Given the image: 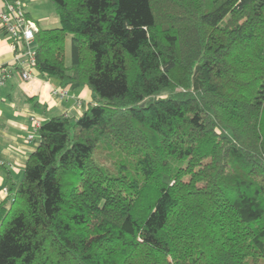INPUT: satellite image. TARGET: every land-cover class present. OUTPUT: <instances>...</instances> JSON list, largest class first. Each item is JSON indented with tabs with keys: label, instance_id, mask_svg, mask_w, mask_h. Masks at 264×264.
Segmentation results:
<instances>
[{
	"label": "trees",
	"instance_id": "1",
	"mask_svg": "<svg viewBox=\"0 0 264 264\" xmlns=\"http://www.w3.org/2000/svg\"><path fill=\"white\" fill-rule=\"evenodd\" d=\"M51 2L35 69L94 100L39 128L0 264H264V0Z\"/></svg>",
	"mask_w": 264,
	"mask_h": 264
},
{
	"label": "crops",
	"instance_id": "2",
	"mask_svg": "<svg viewBox=\"0 0 264 264\" xmlns=\"http://www.w3.org/2000/svg\"><path fill=\"white\" fill-rule=\"evenodd\" d=\"M2 0H0L1 3ZM28 18L39 28L60 25L55 6L44 13L39 5L47 0H21ZM51 1V0H50ZM0 66L13 70V74L0 85V203L9 195L13 182L16 186L23 179L30 154L40 142V135L30 139L31 117L41 122L53 116L65 114L78 117L93 102V91L86 83H65L54 77L40 74L34 69V77L23 80L16 66L11 38L0 27ZM67 90V95L61 90ZM8 187V192L4 191Z\"/></svg>",
	"mask_w": 264,
	"mask_h": 264
},
{
	"label": "built area",
	"instance_id": "3",
	"mask_svg": "<svg viewBox=\"0 0 264 264\" xmlns=\"http://www.w3.org/2000/svg\"><path fill=\"white\" fill-rule=\"evenodd\" d=\"M0 27L6 30L11 38V46L15 52L16 66L23 80H30L34 77L36 66L37 47L35 45V35L39 31L38 24L27 17L21 0H2L0 3ZM13 70L0 66V85L11 77ZM61 93L67 95V90L62 89ZM33 130L28 134L30 139L40 135L39 128L41 120L31 117ZM8 192V187H4Z\"/></svg>",
	"mask_w": 264,
	"mask_h": 264
},
{
	"label": "rangeland",
	"instance_id": "4",
	"mask_svg": "<svg viewBox=\"0 0 264 264\" xmlns=\"http://www.w3.org/2000/svg\"><path fill=\"white\" fill-rule=\"evenodd\" d=\"M53 6H54V4L50 0H47V1H45L39 5L40 9L44 13H49L50 8H52ZM71 60H72V56H71V35H69L67 38V41H66V62H67V64H70ZM162 93L166 94V93H168V90H164ZM107 156L104 155V152H101L100 158L101 157L104 158L103 162H106V165L108 167H110L111 170L116 169V168H114V164L112 162L114 161V159L118 160V152L116 154L113 153L112 155H109V157H107Z\"/></svg>",
	"mask_w": 264,
	"mask_h": 264
}]
</instances>
